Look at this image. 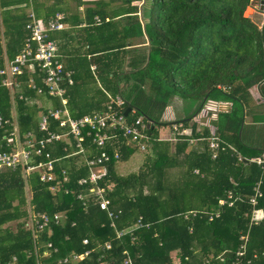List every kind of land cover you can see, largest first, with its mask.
Segmentation results:
<instances>
[{"label":"trees","instance_id":"trees-1","mask_svg":"<svg viewBox=\"0 0 264 264\" xmlns=\"http://www.w3.org/2000/svg\"><path fill=\"white\" fill-rule=\"evenodd\" d=\"M6 1L0 0V8L10 7L12 0ZM131 1H141L148 49L141 47L138 54L137 48H131L146 41L135 6L125 10L129 12H124L126 18L120 22L113 21L121 15L116 10L108 15L94 2L95 7L86 9L83 19L90 26L83 29L89 49L84 56L67 62L73 71L72 84L64 86L73 118L101 111L106 101L103 91H107L119 96L124 108L141 115L149 125L145 128L149 146L142 152V167L124 177L118 176L111 164L107 177L97 183L101 187L112 185L105 197L115 216L114 229L104 211L92 203L83 207L75 199L78 192L91 186L89 182L77 185L78 179L87 176L80 159H62L56 164L57 179L50 184L55 192L48 190L49 184L28 178V201L20 175L0 173V264H55L70 253L86 251L88 255L81 260L64 264H124L125 259L131 264H264V169L246 160L237 161L225 147L210 159L205 142L202 151L187 152L184 141L217 136L247 159L264 157L262 151L244 144L241 126L244 108L251 102L248 90L260 84L264 96V12L263 19L245 16L251 0H123L122 4L128 6ZM9 14L10 9L0 12V68L3 56L13 59L28 37V15L22 19ZM93 16L98 17V24ZM128 54L130 71L123 74L117 60ZM87 55H94V59H86ZM92 64L94 74L89 70ZM27 78H19L23 98L18 99L17 93L13 100L23 132L35 128L39 110L31 105L37 96L26 88ZM35 83L40 86L38 78ZM10 97L0 86V115L5 118L12 111ZM173 99L181 101L183 108L195 109L173 123L163 122L161 114ZM205 100L226 102L230 108L219 112L211 129L204 128L201 135L194 133L193 127L191 134H173L177 143L171 155L170 144L158 140V128L168 126L172 131L173 124H180L185 129ZM48 101L58 106L57 100ZM133 153L121 148L119 161ZM179 154L183 157L177 162ZM64 155L60 147L53 152L55 157ZM60 170L65 171L66 181L57 183ZM259 179L263 183L261 197L252 206L248 199ZM227 192L233 203L219 206L217 201L225 199ZM27 206L50 219L61 215L59 224L50 222L37 234L36 246L23 228ZM253 210L263 213L259 223L250 222ZM215 213L217 216L208 220ZM137 220L139 228L115 237V231L130 228ZM11 222H17L13 231L6 226ZM82 240L87 243L82 244ZM47 243L51 248L43 256ZM104 243L109 249H103ZM241 246L243 255L235 258ZM220 254L224 262L217 260Z\"/></svg>","mask_w":264,"mask_h":264},{"label":"built area","instance_id":"built-area-1","mask_svg":"<svg viewBox=\"0 0 264 264\" xmlns=\"http://www.w3.org/2000/svg\"><path fill=\"white\" fill-rule=\"evenodd\" d=\"M27 19L25 29L28 37L24 41L23 48L11 60L3 56L0 86L4 87L10 95L12 94L10 99L12 112H14L15 94L18 93V99L23 98L19 93L23 82L19 78L27 75L26 88L33 91L35 96L46 100L47 106L43 108L36 106L39 110L35 128L25 132L19 128L17 113L14 112L7 118L0 115V173H18L23 179L24 189L27 190V179L34 177L42 184H49L48 190L55 192V186L50 184L57 179L56 164L62 159L73 157L80 159L81 165L87 170V176L78 179L77 185L84 186L89 182L91 186L78 192L75 199L81 202L83 207L92 203L99 210L104 211L110 221L109 227L114 229L115 216L109 210L108 200L105 197L106 191H110L112 185L101 187L97 183L107 177L111 164L119 162L121 148H128L137 153L146 152L149 138L145 133V128L149 125L141 115H136L131 109L124 115V101L119 96H111L105 91L103 94L106 101L101 111L73 118L64 98V86L72 84L73 71L65 68L53 41L49 38L51 33L64 29V16L56 13L52 18L43 21L29 13ZM95 22L98 23L99 20L95 18ZM37 78L40 86L35 83ZM47 99L57 100L58 106L53 107ZM229 108V103L205 100L196 117L203 118L204 125L208 126V123L214 120L219 112H226ZM171 128L172 136L173 134L187 135L185 129H181L180 124H173ZM207 140L210 159H214L217 151L222 150L224 146L215 137ZM59 147L65 155L53 156V152ZM238 160L241 159L238 158ZM246 161L264 168L262 158H250ZM59 175L57 183L65 182V171L60 170ZM260 184L261 182L257 181L253 185V194L248 199L252 206H255L257 198L261 197ZM233 201L232 195L227 192L225 199H220L217 203L219 206L223 204L230 206ZM27 213L23 228L30 232L35 246L37 234L50 222L57 225L61 220L60 214H55L50 219L44 213L34 212L30 206H27ZM216 216L217 213L210 214L208 220ZM139 226L140 222L137 220L134 226L120 232L115 231V237L120 238ZM240 239L245 241L246 237L242 236ZM81 243L86 244L87 242L82 240ZM45 247L46 251L43 252V256L47 255L51 244L47 243ZM103 249H109V244L104 243ZM88 253L87 251L80 255L70 253L64 259L56 261L55 264L81 260ZM242 255L243 246L234 253L235 258ZM217 260L224 262L222 254L217 257ZM124 264L131 263L129 259H125Z\"/></svg>","mask_w":264,"mask_h":264},{"label":"crops","instance_id":"crops-1","mask_svg":"<svg viewBox=\"0 0 264 264\" xmlns=\"http://www.w3.org/2000/svg\"><path fill=\"white\" fill-rule=\"evenodd\" d=\"M122 1L123 0H12V3H10V7L0 8V12L3 10L10 9V14H9L10 16L17 14L19 15V17L21 16L22 19H24L25 16H27L29 13H32L35 17L37 16L36 18L43 20V21L49 18H52L54 14L56 13L62 14L64 16L63 23L65 27L59 32H56V34L55 33L51 34V36L53 35L55 36L56 39L52 41L57 49L58 55L60 56L63 62V65L65 66V68H67L68 67L67 62L69 60L71 61L72 59L84 56L86 51L89 49L88 41L85 37L86 32H84L83 29L84 28L88 29L90 28V26L85 25L83 19L86 13L85 10L93 9L95 7L93 6L94 2L99 3L98 5H99V8L101 9L100 11L105 12L108 15L112 14V12L116 10L117 11L116 14H121V15L119 17L114 18L113 21H120V22H122L124 18H126L125 17L126 15H124V12H129L125 10H127L129 6H135L137 8V13L135 14L139 18V21L141 24V17H139L141 1H131L128 6L123 5ZM258 1L260 0H255V3L257 2L256 7H254L255 6L254 1H251L250 7H248L245 11V16H252V17L260 16L263 19L261 12L258 11ZM95 18L98 19L97 16H93L92 17L93 22L94 24H98L95 22ZM0 23H1V19H0ZM143 39L145 40L144 37ZM141 47L148 49L147 42L145 41V43L142 45L141 44L134 45L131 48H137L138 49L137 52L139 54L140 52L139 50L141 49ZM89 58L94 59V55L93 56L87 55L86 59H89ZM129 59H130V55L128 54L127 58L126 57L121 58V59L119 58L117 60V63L120 64L119 68H121V73L123 74H126L130 71L129 67L127 66V64L129 63ZM89 70L92 74H94L95 65L93 64L90 65ZM257 86H253L248 90V94H249V97L251 98V102L248 104L247 107L244 108V115H243V120L241 124V126H244V130L247 131V136L242 137V140L246 146H249L250 149L259 150V151H262V153H264V143L259 145V144H256V140H255L256 132H259V131H261L262 133L264 132V97H262L263 95L261 94V91L259 90V86L257 90ZM107 93L110 95L109 92ZM37 99L31 101V105L35 106L36 105L35 101ZM171 102H172L171 105L166 107L161 114L160 119L163 122L173 123L175 122V120L179 118H183L185 115L190 114L195 109V107L193 106L188 111V109L186 108H190V107L183 108L181 101L177 99H173ZM13 113L14 112L11 111V114ZM196 114L197 113H195V115L192 117L193 119H190L187 122V125H186L187 127H185V131L187 135L191 134L192 127L194 128V133H198L201 135V132L204 128L211 129L212 127L211 122L216 119L215 118L214 120L210 121L208 123V126H205L204 119L197 118ZM16 118H17V114H16ZM163 128L165 129V127H160L157 130L158 140L169 143L170 144V154L173 155L174 145L177 143V139L174 136H172L170 127H168V129H165V132H162ZM254 130H255V133L253 136ZM249 131H251L252 134ZM211 137L217 138L219 143H221V145H223L225 148L229 147L228 150H230L235 155L237 161H240L238 160V158H240L241 160H247L244 154L242 156V153L236 151V149L233 148L231 144L225 142L224 140H221L217 136H211ZM209 138H210V135L206 138H198V139H190V138L188 139L187 138L185 139L184 141L187 146L186 147L187 152L189 150L190 151L192 150L195 152L202 151V146H203L202 144L204 142L208 144L207 139ZM250 152L252 151H249V153ZM244 153H246V151ZM130 157H132V155ZM182 157H183V154H179L176 157L177 162L179 160H182ZM251 158L264 159V157H261V156L251 157ZM260 169H264V168L260 167ZM113 170L116 174H118L117 171H115V165H113ZM258 181L262 183V179H259ZM263 183H264V178H263ZM260 187H261V184H260ZM262 219H263V213L261 210L252 211L251 218H250L251 223L253 224L259 223ZM171 257H174V253L171 254Z\"/></svg>","mask_w":264,"mask_h":264},{"label":"rangeland","instance_id":"rangeland-1","mask_svg":"<svg viewBox=\"0 0 264 264\" xmlns=\"http://www.w3.org/2000/svg\"><path fill=\"white\" fill-rule=\"evenodd\" d=\"M251 1H254V5H255L254 7H256L257 2L255 3V0H251ZM39 99L40 98H38L36 100L37 102L35 101L36 106L41 107V108H43L44 105L47 106V103L43 99H40V100ZM187 109L189 111L191 108H187ZM165 129H168V126H166ZM165 129L163 128L162 132H165ZM255 130L253 131V136H254ZM249 132L251 133V131H249ZM238 135H240V134H238ZM245 136H247V131L243 130L242 131V137H245ZM255 140H256V144H259V145L263 144L264 143V132L263 133L261 131L256 132ZM133 154H132V157H129L128 159H126L124 161L116 162L114 164L115 165V171H117L118 176H124V177L128 176L130 174L136 173L138 171V169H140L142 167L143 156H144V155H142V152L141 153L135 152ZM24 198L26 199V201H28L30 199V194H29L27 189H24ZM16 223L17 222H11V223L7 224L6 226H8V228L11 231H13ZM174 263H175V261H174Z\"/></svg>","mask_w":264,"mask_h":264},{"label":"water","instance_id":"water-1","mask_svg":"<svg viewBox=\"0 0 264 264\" xmlns=\"http://www.w3.org/2000/svg\"><path fill=\"white\" fill-rule=\"evenodd\" d=\"M258 11L259 12H264V0H260V1H258ZM140 17V16H139ZM264 23V22H263ZM141 29H142V32H143V37L145 38V40H146V42H147V38H146V36H145V34H144V25H143V23L141 22ZM147 45H148V42H147ZM260 85V84H259ZM258 85V86H259ZM258 86H257V90H258ZM262 97H264V96H262ZM129 112V108H126L125 110H124V115H126L127 113Z\"/></svg>","mask_w":264,"mask_h":264},{"label":"clouds","instance_id":"clouds-1","mask_svg":"<svg viewBox=\"0 0 264 264\" xmlns=\"http://www.w3.org/2000/svg\"><path fill=\"white\" fill-rule=\"evenodd\" d=\"M204 102H205V101H204ZM204 102H203V103H204ZM125 109H126V108H125ZM125 109H124V110H125ZM129 110H130V109H129ZM128 113H129V112H128Z\"/></svg>","mask_w":264,"mask_h":264}]
</instances>
